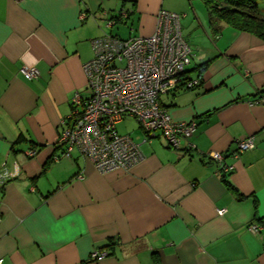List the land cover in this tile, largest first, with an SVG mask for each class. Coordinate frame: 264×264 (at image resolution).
<instances>
[{"label": "crops", "instance_id": "0c3cea01", "mask_svg": "<svg viewBox=\"0 0 264 264\" xmlns=\"http://www.w3.org/2000/svg\"><path fill=\"white\" fill-rule=\"evenodd\" d=\"M120 9L126 37L150 35L161 9L181 15L188 73L200 85L160 99L197 127L178 149L163 136L133 139L143 159L100 172L77 151L60 156L58 135L73 92L86 93L92 39L112 33L116 23L104 31L102 20ZM208 20L204 0H0V167L11 175L0 192L2 264H264V102L254 95L264 87V42L225 23L214 35ZM248 135L255 146L227 157L229 172L204 156ZM109 239L112 251L91 259Z\"/></svg>", "mask_w": 264, "mask_h": 264}, {"label": "built area", "instance_id": "2783aa9c", "mask_svg": "<svg viewBox=\"0 0 264 264\" xmlns=\"http://www.w3.org/2000/svg\"><path fill=\"white\" fill-rule=\"evenodd\" d=\"M116 14L105 19L107 28L128 17L124 9ZM86 16L82 12L80 20ZM180 19L179 13L161 9L150 35L130 34L121 38L109 31L92 39L93 57L83 64L86 93L73 92L70 112L60 124L61 156L68 157L77 151L100 172L131 168L143 159V154L130 135L116 130V124L125 116L137 120L144 133L143 142L163 136L169 147L178 149L194 133L195 120H174L160 99L177 86L190 89L200 85V79L192 78L187 70L193 53L182 34ZM22 73L33 79L38 77L39 70L24 65ZM255 101L264 102V96ZM254 146V135H248L237 139L230 152L211 151L204 156L215 161L225 173L233 168L227 157L238 158ZM27 153L33 155L35 150L29 149ZM10 177V172L0 167V192ZM224 210L218 209V213L223 214ZM247 229L257 233L260 225L250 222ZM106 255L107 251L96 249L90 258L98 260Z\"/></svg>", "mask_w": 264, "mask_h": 264}, {"label": "trees", "instance_id": "16d2710c", "mask_svg": "<svg viewBox=\"0 0 264 264\" xmlns=\"http://www.w3.org/2000/svg\"><path fill=\"white\" fill-rule=\"evenodd\" d=\"M204 1L208 9L209 26L214 35L221 31L222 24L225 23L238 30L248 31L258 36L264 42V17L258 13V0ZM208 63L209 61H205L196 66L199 70V74L205 70ZM254 95L256 99L264 96V87L256 91ZM59 147L62 148V145H59ZM32 150L34 149L32 148ZM61 153L62 152L59 154L60 156ZM229 184L230 188L238 195V197H243V194L239 193L234 185L231 183ZM260 221H262V219ZM113 245L112 239H109L106 246H103L98 250H105L108 254L112 251Z\"/></svg>", "mask_w": 264, "mask_h": 264}, {"label": "rangeland", "instance_id": "374dc122", "mask_svg": "<svg viewBox=\"0 0 264 264\" xmlns=\"http://www.w3.org/2000/svg\"><path fill=\"white\" fill-rule=\"evenodd\" d=\"M120 22L122 21L117 22L114 25V28L112 29L113 31L112 30L111 31L112 33L114 34L116 33L120 35L121 37H126L129 34L127 31L128 29L127 25L129 26V24L126 25ZM101 27L102 29H104V31H107L105 30L107 29L105 20H102ZM116 130L121 135H126V134L130 135L135 141H139L140 139L144 137V133L140 129L137 120L131 116H125L120 122H118L116 124Z\"/></svg>", "mask_w": 264, "mask_h": 264}]
</instances>
